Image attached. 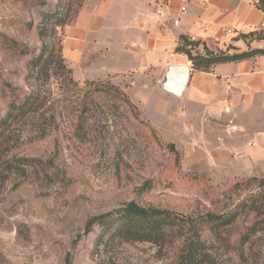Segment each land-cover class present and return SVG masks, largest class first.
Listing matches in <instances>:
<instances>
[{"label":"rangeland","instance_id":"374dc122","mask_svg":"<svg viewBox=\"0 0 264 264\" xmlns=\"http://www.w3.org/2000/svg\"><path fill=\"white\" fill-rule=\"evenodd\" d=\"M40 1L0 0V120L37 96L0 138V264H65L68 253L71 264H181L186 231L162 243L106 244L101 228L89 227L132 202L199 224L207 213H237L221 232L222 263L242 264L240 236L254 227L244 253L264 264V151L252 142L264 119L251 118V109L240 116L182 104L157 82L136 87L150 94L141 108L124 80L80 81L58 58L33 68L44 48H64L66 28L88 2ZM65 16L56 37L39 35L46 19ZM210 229L199 230L208 243L216 240Z\"/></svg>","mask_w":264,"mask_h":264},{"label":"crops","instance_id":"0c3cea01","mask_svg":"<svg viewBox=\"0 0 264 264\" xmlns=\"http://www.w3.org/2000/svg\"><path fill=\"white\" fill-rule=\"evenodd\" d=\"M259 1H88L74 24L65 30L63 57L74 66L80 81L124 80L132 101L142 108L151 101L150 94L136 87H149L155 82L161 87L168 66L189 65L187 56L175 51L181 38L201 42L200 48L206 45L213 52L216 44L225 45L227 48L218 52L229 55L263 49L264 39H258L264 32V12L258 8ZM252 33L255 35H249ZM153 74L159 79H154ZM167 95L206 111L230 109L245 116L251 109V118L264 119V55L218 64L211 72L191 67L183 96ZM259 123L261 128L254 133L252 142L262 144L257 150L264 151V122Z\"/></svg>","mask_w":264,"mask_h":264},{"label":"trees","instance_id":"16d2710c","mask_svg":"<svg viewBox=\"0 0 264 264\" xmlns=\"http://www.w3.org/2000/svg\"><path fill=\"white\" fill-rule=\"evenodd\" d=\"M41 3L40 0H35ZM83 1H100V0H83ZM258 8L264 12V0H260ZM68 16L58 17L55 22L51 24V20L46 19V25L39 28L38 32L41 37L51 38L55 36L56 27H64L68 24ZM255 35V34H249ZM56 37V36H55ZM248 37V36H244ZM258 39H264V32L258 35ZM201 42L195 40H188L181 38L180 43L176 48V53L184 54L187 56L192 68L195 71L211 72L218 64L228 62H239L248 59H252L256 56L264 55V49H250L246 52L239 54H227L226 52L215 53L211 51L206 45L200 48ZM55 52L56 48L53 46L50 48H44L37 57L32 60V67L42 69L49 63L55 61V58L59 59V67L66 68L65 59L62 56L63 48ZM195 48V50H192ZM28 50H26L27 52ZM202 51H204L202 53ZM57 54V57H56ZM71 72V70H69ZM37 99L36 95H28L27 98L20 104H12L11 111L8 112L5 118L0 120V138L4 133L10 129V127L18 122L21 117L27 116L32 112L34 103ZM238 214L233 213L229 217L222 215H215L213 213H207L201 219L200 224L193 222L190 219L180 218L173 212L168 210L159 209H146L137 205L136 203H129L125 208L109 212L100 216H97L90 220L89 227L93 229L98 225L101 228L100 240L105 242H112L120 239H126L129 241H146L153 243H162L170 236V233L179 229L186 231L190 238L185 242L181 253V264H223L221 261L220 253L222 247L221 232L230 227L236 220ZM210 225L211 232L216 236L215 242L208 243L200 235V226ZM254 227L250 228V232L247 231L240 236V249L239 256L242 264H263L262 262L250 261L244 253L246 245L250 242L251 237L255 234ZM73 255L68 253L65 258V264L72 263Z\"/></svg>","mask_w":264,"mask_h":264},{"label":"water","instance_id":"95a60500","mask_svg":"<svg viewBox=\"0 0 264 264\" xmlns=\"http://www.w3.org/2000/svg\"><path fill=\"white\" fill-rule=\"evenodd\" d=\"M192 50H194V48H192ZM190 77L191 67L189 65H170L166 69L160 82L161 89L167 94L181 98L188 87Z\"/></svg>","mask_w":264,"mask_h":264},{"label":"built area","instance_id":"2783aa9c","mask_svg":"<svg viewBox=\"0 0 264 264\" xmlns=\"http://www.w3.org/2000/svg\"><path fill=\"white\" fill-rule=\"evenodd\" d=\"M158 13H159V14H161L162 12H161V11H159ZM263 26H264V25H263Z\"/></svg>","mask_w":264,"mask_h":264}]
</instances>
